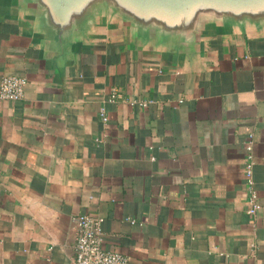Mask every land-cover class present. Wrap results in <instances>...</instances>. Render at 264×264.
I'll list each match as a JSON object with an SVG mask.
<instances>
[{
    "label": "crops",
    "instance_id": "1",
    "mask_svg": "<svg viewBox=\"0 0 264 264\" xmlns=\"http://www.w3.org/2000/svg\"><path fill=\"white\" fill-rule=\"evenodd\" d=\"M5 74L29 81L0 104V264H76L84 212L131 264H264V18L168 31L99 3L60 34L37 0H0Z\"/></svg>",
    "mask_w": 264,
    "mask_h": 264
},
{
    "label": "water",
    "instance_id": "2",
    "mask_svg": "<svg viewBox=\"0 0 264 264\" xmlns=\"http://www.w3.org/2000/svg\"><path fill=\"white\" fill-rule=\"evenodd\" d=\"M59 33L88 18L99 3L113 6L143 25L168 31H191L203 13L234 18H264V0H37Z\"/></svg>",
    "mask_w": 264,
    "mask_h": 264
},
{
    "label": "built area",
    "instance_id": "3",
    "mask_svg": "<svg viewBox=\"0 0 264 264\" xmlns=\"http://www.w3.org/2000/svg\"><path fill=\"white\" fill-rule=\"evenodd\" d=\"M28 81L29 79L25 75L5 74L0 80V104L5 100L21 99L25 94ZM116 96L117 92H112L109 100L115 99ZM141 103L146 105L147 102L142 100ZM100 116L105 123L108 122L109 116L105 106L100 108ZM245 148L244 172L247 183V211L254 216L262 207V203L254 174L256 158L253 131L249 132L245 139ZM104 219V216L86 212L76 214L73 217L77 232L75 243L76 264H131L126 254L104 247Z\"/></svg>",
    "mask_w": 264,
    "mask_h": 264
}]
</instances>
